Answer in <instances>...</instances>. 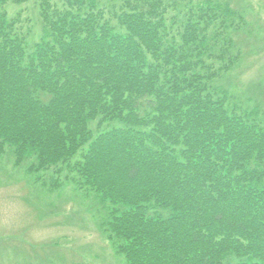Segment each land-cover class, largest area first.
Listing matches in <instances>:
<instances>
[{"label":"trees","instance_id":"16d2710c","mask_svg":"<svg viewBox=\"0 0 264 264\" xmlns=\"http://www.w3.org/2000/svg\"><path fill=\"white\" fill-rule=\"evenodd\" d=\"M27 1L0 0V156L8 147L51 190L76 174L114 205L106 231L126 264H264V126L212 86L238 59L237 13L211 0L108 12L36 0L29 46L7 12ZM97 119L121 126L94 138Z\"/></svg>","mask_w":264,"mask_h":264},{"label":"rangeland","instance_id":"374dc122","mask_svg":"<svg viewBox=\"0 0 264 264\" xmlns=\"http://www.w3.org/2000/svg\"><path fill=\"white\" fill-rule=\"evenodd\" d=\"M90 1L107 11L117 2ZM189 1L197 5L206 0ZM211 1L228 5L237 13L234 23H239L227 30L238 59L212 86L226 94L227 105L238 114L256 110L252 120L264 126V0ZM54 3L63 7L60 0H51ZM7 12L10 17L21 13L23 28L31 32L29 46L39 41L36 0L9 4ZM22 26L20 23L19 29ZM109 127L112 125H99V121L90 126L96 132ZM10 151L0 159V264H126L106 231V223L116 211L114 205L102 202L94 192L79 190L78 182L73 181L76 174L66 180V171L60 175L62 184L56 190L32 183V177L25 175V165L14 166Z\"/></svg>","mask_w":264,"mask_h":264},{"label":"bare ground","instance_id":"6f19581e","mask_svg":"<svg viewBox=\"0 0 264 264\" xmlns=\"http://www.w3.org/2000/svg\"><path fill=\"white\" fill-rule=\"evenodd\" d=\"M37 6H38V4H37Z\"/></svg>","mask_w":264,"mask_h":264}]
</instances>
